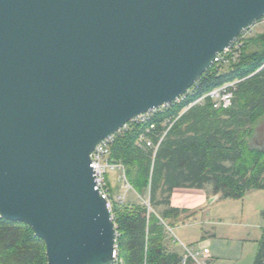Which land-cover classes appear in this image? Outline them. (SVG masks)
Masks as SVG:
<instances>
[{"label":"water","instance_id":"95a60500","mask_svg":"<svg viewBox=\"0 0 264 264\" xmlns=\"http://www.w3.org/2000/svg\"><path fill=\"white\" fill-rule=\"evenodd\" d=\"M264 0H0V218L46 264H112L91 154L182 97Z\"/></svg>","mask_w":264,"mask_h":264},{"label":"trees","instance_id":"16d2710c","mask_svg":"<svg viewBox=\"0 0 264 264\" xmlns=\"http://www.w3.org/2000/svg\"><path fill=\"white\" fill-rule=\"evenodd\" d=\"M240 37V36H239ZM227 66L212 64L186 96L153 117L155 133L173 122L155 156L136 145L145 126L128 123L113 136L110 160L123 166L125 177L144 205L114 204L113 223L123 264H178L180 256L167 251L165 230L193 220L195 212L171 206L175 189H195L221 200H241L251 191H264V30L247 36ZM238 81L228 109H213L209 100L183 112L201 95ZM252 137L263 139L261 145ZM154 143L157 139L152 137ZM162 206L161 211H154ZM260 239L252 264H264V208ZM0 264H46L44 243L23 224L0 218Z\"/></svg>","mask_w":264,"mask_h":264},{"label":"built area","instance_id":"2783aa9c","mask_svg":"<svg viewBox=\"0 0 264 264\" xmlns=\"http://www.w3.org/2000/svg\"><path fill=\"white\" fill-rule=\"evenodd\" d=\"M264 21V18L246 30H244L238 38L235 40V42L225 50L223 53L218 55L216 59L214 60L213 64L227 66L228 60L227 56L228 54L232 55V61L236 60L238 58V48L241 46L242 41L244 38L249 36L253 33L252 29L255 28L259 23ZM248 33L247 36L244 37V34ZM238 81H233L230 83L223 84L220 87L214 88L210 90L209 92L201 95L200 97L196 98L194 101L189 103L186 108H184L183 112L187 109L195 106V105H202L205 100H209L213 109L219 110V109H228L232 105V99H233V91L235 90V85ZM194 89L188 90L182 97L178 98L175 102L169 105L162 106L158 109L152 110L148 113H144L142 115H139L138 117L134 118L129 123H136L140 125L145 126V131L142 133L139 138L136 141V145L143 150H150L152 152V157L155 156V153L165 137L167 131L172 126L173 122L165 121L162 123V127H166V129L160 133H155V123L153 122L154 115L164 110L165 108L169 107L173 104H178L185 100L186 96H194ZM126 126V125H125ZM125 126L123 128H125ZM122 128V129H123ZM121 129V130H122ZM152 137L157 139V142L154 143L152 141ZM113 136L102 141L100 144H98L91 154V168L93 171V178H94V190L98 192L100 197L106 201V207L109 210L112 220V208H113V202H112V196H111V187L107 181V174L116 171L119 174V189L121 191H127L132 190L131 186L129 185L126 177H125V171L121 164L114 163L110 160V146L112 143ZM133 191V190H132ZM124 203V196L119 195L116 198V204L122 205ZM149 205L147 204V210H149ZM169 234L171 235V242L173 245H179L182 249V255L180 256L178 260V264H208V261L210 259L209 250L205 247H202L200 244H194V245H183L178 242L176 237L172 233V228H167ZM117 239L118 234L116 232V239H115V249L112 254L113 262L112 264H123L122 259L119 257V248L117 245Z\"/></svg>","mask_w":264,"mask_h":264},{"label":"rangeland","instance_id":"374dc122","mask_svg":"<svg viewBox=\"0 0 264 264\" xmlns=\"http://www.w3.org/2000/svg\"><path fill=\"white\" fill-rule=\"evenodd\" d=\"M262 20V19H261ZM264 30V21L259 23L255 28L252 29L253 33H258ZM250 34V35H252ZM248 33L244 34V37L247 36ZM258 132L264 133V127L263 131ZM252 142L254 140L257 142V145H261L263 139L260 137H257L254 139L252 137ZM107 181L111 187V196H112V202L113 205L116 204V198L119 195L124 196V203L123 206H130L133 204H140L144 205L147 208V204L149 197L148 194H145L143 196H138L134 191L127 190V191H121L119 189V174L116 171H112L107 174ZM210 187H207L206 192L209 193ZM210 195V194H209ZM170 204H171V198H170ZM228 205L230 208L234 207V210L236 212L230 213L228 211ZM264 208V191H251L249 194L246 195V197L243 198V200H226V201H219L217 198H211V200L205 205L204 207V215H206V219H204L207 223V220L210 219L211 226L205 225L204 228H217L219 225H223L222 228L226 230V233H224V236L228 237L230 239V247H228L227 250H225V255L228 256H236L240 253V249L242 246V243L239 244L241 239H246L250 243L255 241V239L260 238V225H261V212ZM163 209L162 206L158 207L157 209H154V211H161ZM183 209V208H179ZM149 210L151 211L150 207ZM149 211V212H150ZM189 225V224H188ZM180 227V226H179ZM180 228H173L172 233L178 240L180 244L187 245L188 242L184 239H182V234L185 232L183 229L179 230ZM187 239L192 240L194 232L196 230H199L198 227L196 228L193 223H191L187 228ZM211 230V229H210ZM190 232V233H189ZM165 246L168 252L176 254L178 256L182 255V249L179 245H173L171 242V235L169 234L168 230H165ZM170 239V241H169ZM192 244H200L202 247H205L208 249V244L206 240H196L195 243ZM245 254V252H244ZM244 255L241 260L238 262H235L233 264H245L244 262ZM224 264H231L228 261H224Z\"/></svg>","mask_w":264,"mask_h":264},{"label":"crops","instance_id":"0c3cea01","mask_svg":"<svg viewBox=\"0 0 264 264\" xmlns=\"http://www.w3.org/2000/svg\"><path fill=\"white\" fill-rule=\"evenodd\" d=\"M249 193L250 192L246 193V195ZM246 195L244 197H246ZM211 198L213 199L215 197H213L212 194L209 195V193L203 190H195V189H175L173 190L172 195H171V206L176 207V208H183L190 212L196 213L193 220L187 221L183 224H178L174 228L177 227V228H180L179 230L183 229L185 231L181 237L182 239L188 242L187 244L188 246L194 245L192 243H195L196 240L197 241L198 240L207 241L209 255H210L208 264H224V261H228L229 263L233 264L241 260L243 258V255L245 258L244 259L245 264H252L253 258H254V255L257 249V242L260 238L258 240L255 239V241L251 243L247 241L246 239L242 238L241 241L239 242V244L242 243L240 253L232 257L231 255L228 256L224 254L225 250H227L228 247H230V239L224 236V233H226V230L224 229V227L222 228L223 225H219L215 229L210 228L211 230L208 228H204L205 225L211 226V224H213V223H210V219L207 220V223L204 220L207 218L206 215H204V207L211 200ZM216 198L219 201H226V200H221L218 197ZM228 211L230 213L236 212V210H234V207L230 208L229 205H228ZM191 223H193V225H195L196 228L198 227L199 230H196L194 232L192 240H188L186 228ZM261 226H262V218H261L260 227Z\"/></svg>","mask_w":264,"mask_h":264}]
</instances>
